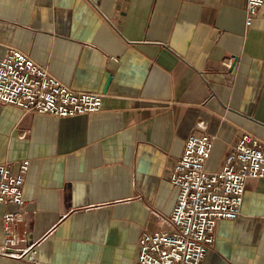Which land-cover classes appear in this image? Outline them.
<instances>
[{
    "label": "crops",
    "instance_id": "crops-1",
    "mask_svg": "<svg viewBox=\"0 0 264 264\" xmlns=\"http://www.w3.org/2000/svg\"><path fill=\"white\" fill-rule=\"evenodd\" d=\"M246 20V0H0V58L18 49L102 95L64 118L0 103V164L30 162L12 225L23 255L0 264H137L141 232L167 227L168 169L193 128L213 138L211 172L243 132L264 144V5ZM16 210L0 203V247ZM201 264H264V177L245 180Z\"/></svg>",
    "mask_w": 264,
    "mask_h": 264
},
{
    "label": "built area",
    "instance_id": "built-area-1",
    "mask_svg": "<svg viewBox=\"0 0 264 264\" xmlns=\"http://www.w3.org/2000/svg\"><path fill=\"white\" fill-rule=\"evenodd\" d=\"M262 5L264 0H246L247 24ZM101 98L99 93L70 88L18 49L7 48L0 58V103L64 118L97 112ZM198 128L202 129L193 128L187 134L180 157L168 169V180L177 187V195L167 227L141 232L137 264H201L217 221L239 215L245 180L264 177V144L249 132L238 136L218 170L208 171L213 138L206 133L205 124ZM29 165L23 159L13 172L9 165L0 164V203L18 207L2 216L0 250L4 254L23 255L14 251L17 236L12 225L24 212L23 183ZM33 252L28 250L26 255L31 258Z\"/></svg>",
    "mask_w": 264,
    "mask_h": 264
}]
</instances>
